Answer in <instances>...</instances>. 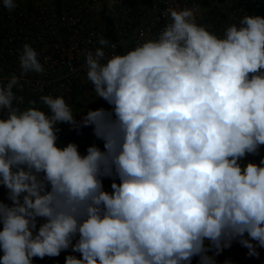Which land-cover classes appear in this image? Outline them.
<instances>
[{
  "label": "clouds",
  "instance_id": "clouds-1",
  "mask_svg": "<svg viewBox=\"0 0 264 264\" xmlns=\"http://www.w3.org/2000/svg\"><path fill=\"white\" fill-rule=\"evenodd\" d=\"M201 15L170 6L163 29L123 54L109 56L115 45L101 36L83 53L86 77L111 109L80 120L63 96L22 109L21 77L0 80V186L11 202L0 200V264L68 249L80 256L65 264H217L234 241L259 257L264 16L244 13L218 34ZM19 63L21 76L45 72L30 43ZM60 124L91 127L103 148L59 146Z\"/></svg>",
  "mask_w": 264,
  "mask_h": 264
},
{
  "label": "built area",
  "instance_id": "built-area-1",
  "mask_svg": "<svg viewBox=\"0 0 264 264\" xmlns=\"http://www.w3.org/2000/svg\"><path fill=\"white\" fill-rule=\"evenodd\" d=\"M17 7L9 11L0 0V80L4 83L13 74L20 76V85L14 88L17 97L28 94L38 101L42 95L63 96L69 101L74 93L92 83L86 77L85 50L99 47L101 36L115 45L105 48L123 54L143 39L154 38L168 22L163 16L168 7H192L201 9L200 23L222 34L232 23H237L242 14L264 16V0H15ZM143 33V37H141ZM30 43L39 53L45 68L43 74L29 72L21 76L19 52L24 43ZM99 108L111 106L97 98ZM19 106V103H18ZM20 107V106H19ZM43 108V106L41 105ZM26 108V107H21ZM47 110L46 108L44 109ZM58 145L63 147L73 142L63 136V125H58ZM264 156V147L260 149ZM260 156L247 159L258 162ZM111 179L104 180V188L111 191ZM7 193V189L0 186ZM5 203H11L4 200ZM40 220L38 222L42 223ZM2 230V225H0ZM259 257L249 256L248 249L238 242L215 255L217 264H264V248H258ZM76 255L71 249L58 257L34 258L33 264H65V257ZM192 264H199L193 258Z\"/></svg>",
  "mask_w": 264,
  "mask_h": 264
},
{
  "label": "rangeland",
  "instance_id": "rangeland-1",
  "mask_svg": "<svg viewBox=\"0 0 264 264\" xmlns=\"http://www.w3.org/2000/svg\"><path fill=\"white\" fill-rule=\"evenodd\" d=\"M93 86V85H92ZM91 85H86L83 87L82 91L77 93V97L72 101L71 99L67 103L72 107L74 113H80L89 109L90 106L97 105V98L95 96L94 90ZM75 102L77 104H75ZM86 114L80 113L77 115V120H80L82 115ZM64 134L70 136L74 143L79 145V151L85 153V147L91 145L92 141L97 139L91 127H84L80 129H74L71 125L62 124ZM97 144L99 147L103 145L102 141L98 140ZM264 147V146H262Z\"/></svg>",
  "mask_w": 264,
  "mask_h": 264
},
{
  "label": "trees",
  "instance_id": "trees-1",
  "mask_svg": "<svg viewBox=\"0 0 264 264\" xmlns=\"http://www.w3.org/2000/svg\"><path fill=\"white\" fill-rule=\"evenodd\" d=\"M91 88L94 90L93 86ZM21 96L23 97V100L19 102V106L20 107H28L29 106V101H32V100L37 101V107H41V104L39 103V101L35 97L29 96L28 94H21ZM76 97H77V93H74L73 96L71 97V100L74 101V99ZM75 104H77V103L75 102ZM97 108H99V107H97L95 105H92V106L89 107V109H93V110L97 109ZM97 141L98 140L95 139L94 141H92L91 145L92 144H96L98 146ZM100 148L102 149L103 145ZM86 149H87V147H85V153H86Z\"/></svg>",
  "mask_w": 264,
  "mask_h": 264
},
{
  "label": "crops",
  "instance_id": "crops-1",
  "mask_svg": "<svg viewBox=\"0 0 264 264\" xmlns=\"http://www.w3.org/2000/svg\"><path fill=\"white\" fill-rule=\"evenodd\" d=\"M63 136H67L66 134H64V131H63ZM0 200H8L7 199V193L5 192V191H3V190H1V188H0Z\"/></svg>",
  "mask_w": 264,
  "mask_h": 264
}]
</instances>
